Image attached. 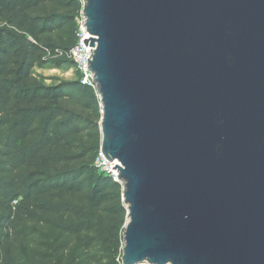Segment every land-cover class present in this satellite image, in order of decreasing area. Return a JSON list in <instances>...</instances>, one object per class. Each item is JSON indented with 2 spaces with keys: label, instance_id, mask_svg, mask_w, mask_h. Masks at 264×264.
Masks as SVG:
<instances>
[{
  "label": "water",
  "instance_id": "water-1",
  "mask_svg": "<svg viewBox=\"0 0 264 264\" xmlns=\"http://www.w3.org/2000/svg\"><path fill=\"white\" fill-rule=\"evenodd\" d=\"M122 264H264V0H82Z\"/></svg>",
  "mask_w": 264,
  "mask_h": 264
},
{
  "label": "trees",
  "instance_id": "trees-1",
  "mask_svg": "<svg viewBox=\"0 0 264 264\" xmlns=\"http://www.w3.org/2000/svg\"><path fill=\"white\" fill-rule=\"evenodd\" d=\"M83 7L0 0V264H121L128 212L97 166V90L32 74L77 45Z\"/></svg>",
  "mask_w": 264,
  "mask_h": 264
},
{
  "label": "rangeland",
  "instance_id": "rangeland-1",
  "mask_svg": "<svg viewBox=\"0 0 264 264\" xmlns=\"http://www.w3.org/2000/svg\"><path fill=\"white\" fill-rule=\"evenodd\" d=\"M47 59L49 60L47 63L43 64L42 66H37L32 71V74L37 77L44 85L56 86L62 82L83 80L82 72L76 64L73 66V64L69 62V60H74L68 55H61L59 58L47 57ZM104 159L100 162V169H103L105 174L108 176L113 175L115 173L112 171L113 169L111 167V164L113 163L109 162L107 159ZM95 264L101 263L97 262Z\"/></svg>",
  "mask_w": 264,
  "mask_h": 264
},
{
  "label": "built area",
  "instance_id": "built-area-1",
  "mask_svg": "<svg viewBox=\"0 0 264 264\" xmlns=\"http://www.w3.org/2000/svg\"><path fill=\"white\" fill-rule=\"evenodd\" d=\"M78 26H79V31H78L79 42L77 43V45L74 48L71 49L68 56L74 60L75 64L78 66V68L82 72V76H83L82 84L92 86L96 89V84L94 82V75H93L92 71L91 72L88 71V61L91 60L92 52L94 51V49H90V47H91L90 45H88V48H87L84 44L85 41L91 39V37L88 34L87 28H86V19L84 17V13H82L81 18L78 19ZM104 158L105 157L103 156L102 151H101L100 157L97 160L98 168H101L100 162ZM111 163H113L111 165L114 166V167L111 166L113 169V170L112 169L111 170L115 173L113 175H110V176H112L114 181L120 183L118 170L114 169V168H116V166L119 165V163L117 161L111 162ZM102 172H105V171L103 170ZM121 264H122V259H121Z\"/></svg>",
  "mask_w": 264,
  "mask_h": 264
},
{
  "label": "bare ground",
  "instance_id": "bare-ground-1",
  "mask_svg": "<svg viewBox=\"0 0 264 264\" xmlns=\"http://www.w3.org/2000/svg\"><path fill=\"white\" fill-rule=\"evenodd\" d=\"M112 167H114V166L112 165Z\"/></svg>",
  "mask_w": 264,
  "mask_h": 264
}]
</instances>
